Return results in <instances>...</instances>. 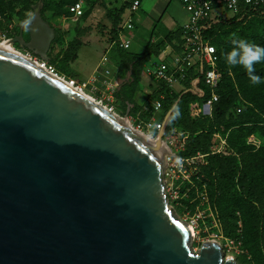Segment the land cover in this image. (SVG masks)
Instances as JSON below:
<instances>
[{"label":"water","instance_id":"obj_1","mask_svg":"<svg viewBox=\"0 0 264 264\" xmlns=\"http://www.w3.org/2000/svg\"><path fill=\"white\" fill-rule=\"evenodd\" d=\"M24 28L29 42L12 43L47 59L55 34L39 9ZM172 113L155 142L0 47V264H238L216 242L195 250L171 209L161 146Z\"/></svg>","mask_w":264,"mask_h":264},{"label":"rangeland","instance_id":"obj_2","mask_svg":"<svg viewBox=\"0 0 264 264\" xmlns=\"http://www.w3.org/2000/svg\"><path fill=\"white\" fill-rule=\"evenodd\" d=\"M76 1L84 5L85 13L79 17L68 11L73 0H0V32L10 38L22 34L23 39L29 42L30 31L22 29V26L39 9L55 34L47 50L48 58H42L35 50L18 42L13 43L16 50L34 60L52 64L57 74L68 82L74 80V85L84 87L79 88L87 95L120 116L128 117L134 126L154 116L144 106L153 109L148 94L155 85L143 70L139 81L133 86L125 87L122 94L116 92L117 80L120 78L123 82V78H127L124 73L127 64L112 30L121 8L127 6L123 17L127 16L134 1ZM154 1L148 0L150 3ZM150 9L142 7L141 2L133 15L135 28L124 31L125 37L130 39L131 52H143L151 35L158 36L168 31L167 24L158 21L160 14H151ZM165 9L169 18L180 26L189 19V11L182 0H168ZM225 16L229 18L232 14ZM226 33L219 35L222 42L219 49L225 64V54L234 47L230 39L232 33L264 47V16H250L243 23L227 29ZM78 42L80 46L75 49L74 44ZM169 45L166 43L163 49ZM255 69L254 74L262 78L259 85L251 84L242 67H231L232 73L227 80L233 86L234 97L241 103L244 112L237 115L231 111L226 116L214 118L207 116L203 122L207 128L213 126L212 141L220 150L219 154L231 158L239 168H247L258 183L260 197L264 199V62L256 64ZM190 86V83L175 86L174 93L168 96L166 103H170L169 110L181 96L178 102L181 115L174 119L175 127L180 129H183L189 116L188 101L192 98V92L188 93ZM128 101L136 102L135 107L128 105ZM229 117H233L232 120ZM163 179L171 209L195 229L192 237L195 250L206 241L216 242L224 257L231 256L238 264H264L262 239L256 231L250 207L242 203L243 195L237 179L226 178L218 167H213L208 155L197 160L195 166L183 169L169 170L165 164ZM233 205L237 209L234 217L238 220V226L230 236L223 229L221 215L226 214Z\"/></svg>","mask_w":264,"mask_h":264},{"label":"built area","instance_id":"obj_3","mask_svg":"<svg viewBox=\"0 0 264 264\" xmlns=\"http://www.w3.org/2000/svg\"><path fill=\"white\" fill-rule=\"evenodd\" d=\"M186 9L189 11V19L181 25L179 42L177 45L170 44L169 47L163 49L158 55L153 54L145 64L143 73L154 83V89L150 94L160 87H167L174 90L177 85H183L191 81V88L201 97L194 100L190 104L191 117L213 116L214 104L219 101L220 95L217 88L222 79V70L219 67V54L216 45L211 38L205 34L203 28L208 25V21L220 15L236 14L246 6H263L264 0H182ZM141 5L140 0H134L129 7V13L124 17L120 24V32L116 42L124 49H130V39L125 37L124 31L135 28L133 15ZM220 9V11H219ZM70 10L74 16L79 17L84 13V5L81 1H76L70 6ZM204 23V24H203ZM11 40L6 34L0 32V41ZM29 57V56H28ZM31 58V57H30ZM33 59V58H31ZM34 60V59H33ZM37 61V60H35ZM39 62V61H37ZM45 68L52 73H56L55 67L47 61H41ZM127 78H123V82H131L132 69L126 73ZM126 80V82L124 81ZM203 81L205 86L209 88V94L203 91L200 82ZM122 79L116 82L117 90L122 87ZM72 85L75 84L71 80ZM77 87L84 88L80 85ZM162 98L164 95L159 93L158 97L150 99L154 116H149L147 120L141 121L134 126L137 130L144 133L150 138L157 139L158 132L163 127L161 115L163 113ZM129 105L134 106V103ZM237 112H241L242 108L237 107ZM157 112L160 116L156 117ZM127 118V117H126ZM164 119V118H163ZM143 125V126H142ZM190 133L180 130L177 127L167 129L164 138L166 148L165 164L169 170L182 169L186 166L196 164L197 160L209 154L220 153L216 149L214 141H212L209 153H198L194 156H182L181 152L185 150ZM181 159V163L177 164V158ZM166 188V185H165ZM167 193V192H166ZM177 194L178 191L175 190ZM168 195V194H167Z\"/></svg>","mask_w":264,"mask_h":264},{"label":"trees","instance_id":"obj_4","mask_svg":"<svg viewBox=\"0 0 264 264\" xmlns=\"http://www.w3.org/2000/svg\"><path fill=\"white\" fill-rule=\"evenodd\" d=\"M134 1V0H133ZM141 1V0H140ZM76 0L71 2L73 4ZM133 3V2H131ZM127 7V6H126ZM125 7V9H126ZM124 7L121 8L119 14L115 18V26L112 30L114 39L118 38L119 32L121 30L120 24L123 21V13ZM70 13V9H68ZM85 13V12H84ZM83 13V15H84ZM258 15L264 16V5L263 6H246L242 8L238 13L233 14L231 17L227 18L225 15H220L215 17L212 20L208 21V25L203 28L205 34L211 38V41L216 45L218 54H219V67L222 70V79L219 83L217 88V92L220 95L219 101L214 104L213 108V116L212 118L226 116L227 112H233L234 114L240 115L244 112V109L239 101H237L233 94V86L227 81L230 79L232 70L231 67L224 63V59L222 58L221 51L219 46L222 44L219 35L226 33L227 29L234 27L240 23L246 21L250 16ZM161 21V18L158 20ZM204 24V23H203ZM181 32V26L177 27L174 30L169 31L166 33L163 39L158 42H153L151 35L150 39L145 44V49L143 52H134L129 51V49H124L120 47L122 52L123 59L126 61L127 67L125 68L124 73H127L129 69H132V77L133 80L131 82H126L122 85V87L117 91L118 94H122L125 87L133 86L137 81L140 79V73L144 70L145 64L148 62L150 57L153 54H159L166 43H170L173 45H177L176 42H179ZM80 46V43L74 44V48L77 49ZM125 75V74H124ZM191 84V81L187 82ZM200 86L202 87L203 91L206 92V95L209 94V88L205 86V84L200 82ZM175 89L167 88V87H160L158 90H155L153 94H148V99L158 97L159 93L164 95L162 98L163 103V113L161 115V119L163 120L166 111H168V107L170 106L167 103L171 93H174ZM192 92V98L188 101V108H190V104L194 100H198L201 98L190 86L188 93ZM187 93V94H188ZM185 96L182 100H184ZM128 99V98H127ZM134 101V100H133ZM128 105L130 103H135L132 101L126 102ZM241 107V112H237L236 108ZM170 109V108H169ZM151 112V110H148ZM190 111V109L188 110ZM173 115V114H172ZM207 116L201 117H191L190 113L187 117V122L183 125V131H188L190 133L189 139L186 144V148L184 151L181 152L182 156H194L198 153H209L212 143V134L214 132L213 126L207 128L203 122ZM211 117V116H208ZM172 118V117H171ZM233 117H229L228 119L232 120ZM245 119L243 118L242 122ZM247 122V121H246ZM175 127L174 119L170 121V124L167 129ZM207 156V155H206ZM210 162L212 163L213 167H218L220 172L229 179L235 180L237 179V183L242 191L243 201L242 203H246L247 207H250L253 221L256 227V231L259 234V238L262 239V245L264 249V199L260 197L259 186L258 183L255 182L254 177L252 174L247 170V168H239L231 158L228 156H224L219 153L209 154ZM257 173V171H256ZM257 181V180H256ZM236 206L233 205L229 210L226 211V214H222V221H223V229L227 235H232L235 228L238 226V220L234 215Z\"/></svg>","mask_w":264,"mask_h":264},{"label":"clouds","instance_id":"obj_5","mask_svg":"<svg viewBox=\"0 0 264 264\" xmlns=\"http://www.w3.org/2000/svg\"><path fill=\"white\" fill-rule=\"evenodd\" d=\"M230 39L234 47L230 52L225 54L226 64L232 68L242 67L247 72L251 84L259 85L262 78L254 74L256 71L255 65L264 62V47L238 38L236 33H232ZM172 111V119L180 117L181 112L178 104L172 106ZM176 163H181L179 157Z\"/></svg>","mask_w":264,"mask_h":264},{"label":"crops","instance_id":"obj_6","mask_svg":"<svg viewBox=\"0 0 264 264\" xmlns=\"http://www.w3.org/2000/svg\"><path fill=\"white\" fill-rule=\"evenodd\" d=\"M168 0H156L152 3L148 2V0H146L145 2L141 0L142 2V7L146 6L148 8H151V14L155 13L156 15L160 14V18H161V22L163 24H167V29L168 31L166 33H168L171 30L176 29L177 27H179L180 25L178 23H175L174 21H172L171 18H169L170 16L166 13V9L164 10V7L166 6V2ZM166 33L164 34H160L158 36L153 35V42H158L161 39L164 38V36L166 35ZM154 34V32H153Z\"/></svg>","mask_w":264,"mask_h":264},{"label":"bare ground","instance_id":"obj_7","mask_svg":"<svg viewBox=\"0 0 264 264\" xmlns=\"http://www.w3.org/2000/svg\"><path fill=\"white\" fill-rule=\"evenodd\" d=\"M51 36H49V38H50ZM0 47H2V48H4V49H7V50H11V51H14V52H19L18 50H16V46H14V44L12 43V40H7V39H5V40H1L0 41ZM39 64H41V62L39 61ZM43 67L45 68V66H44V64H43ZM57 76L58 77H60L62 80H65L61 75H59V74H57ZM74 86V88H76V85H73ZM77 89H79V90H81V92H83L84 94H86V92L85 91H83V89H80L79 87H77ZM89 96V95H88ZM90 97H91V95H90ZM92 98V97H91ZM115 114H117L119 117H120V115L118 114V113H116V112H114ZM121 118L124 120V123L129 127V128H131V129H133L134 131H135V128H134V126H133V124H132V122H131V120L127 117V118H125V117H122L121 116ZM135 132H137L139 135H141V136H144L140 131H135ZM140 132V133H139ZM153 141H155L156 142V140H154L153 139ZM164 150H166V148H165V146H161ZM189 228H190V230H191V232H192V234H193V232L195 233V229H194V227L191 225V226H189Z\"/></svg>","mask_w":264,"mask_h":264}]
</instances>
